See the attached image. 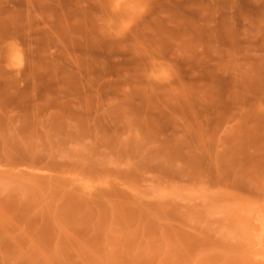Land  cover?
<instances>
[{"label": "rangeland", "instance_id": "1", "mask_svg": "<svg viewBox=\"0 0 264 264\" xmlns=\"http://www.w3.org/2000/svg\"><path fill=\"white\" fill-rule=\"evenodd\" d=\"M263 224L264 0H0V264H264Z\"/></svg>", "mask_w": 264, "mask_h": 264}, {"label": "bare ground", "instance_id": "2", "mask_svg": "<svg viewBox=\"0 0 264 264\" xmlns=\"http://www.w3.org/2000/svg\"><path fill=\"white\" fill-rule=\"evenodd\" d=\"M263 225H264V224H263ZM262 230H263V229H262ZM260 236H261V235H260ZM263 236H264V235H263ZM262 239H263V238H262ZM258 240H259V239H258ZM259 242H260V241H259ZM261 244H262V243H261ZM261 244H260V245H261Z\"/></svg>", "mask_w": 264, "mask_h": 264}]
</instances>
